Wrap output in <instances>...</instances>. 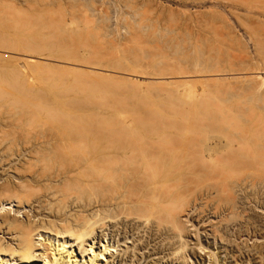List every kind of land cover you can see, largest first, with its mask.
I'll return each mask as SVG.
<instances>
[{
	"label": "bare ground",
	"instance_id": "bare-ground-1",
	"mask_svg": "<svg viewBox=\"0 0 264 264\" xmlns=\"http://www.w3.org/2000/svg\"><path fill=\"white\" fill-rule=\"evenodd\" d=\"M55 6L50 0H0V108L10 111L8 115L6 112L7 116L0 114V264H150L154 260L153 264L160 263L154 257L179 264H264V250L258 241L264 238L253 232L252 226L244 241L254 240L252 247L246 244L249 253L238 256L235 251L224 250L217 244V241L226 242L224 226L234 224L236 221L230 224L231 218L240 219L243 213H240V195L249 199L253 192L257 194V189L264 188L263 179L259 184L260 176L264 175H259L264 172V131H261L264 128H259L261 123L264 125L263 116L258 113L248 117L247 113L243 119L232 118L209 109L205 106L209 101L202 104L206 100L203 96L202 105L197 100L198 103L194 102L191 98L194 86L219 84L223 79L220 78L226 76L224 72L212 71L213 66L210 70L207 66L206 71L198 69L207 60L202 45V48L192 46L193 53L190 52L198 68L183 72V76L181 72L177 77L176 72L157 71L147 75L138 69L130 71L123 68L127 60L122 65L121 60L116 62V54V59H112L107 46L106 51L104 46L96 45L90 35L94 33L88 34L89 30L84 31L80 26L71 28L73 22L68 23L66 10L54 15ZM150 23L145 32L154 30L155 33L154 22ZM169 31L167 34H172L171 37L166 38L163 33L164 38L178 41H174L173 49L180 51V40L184 37H179L185 32H181L182 28ZM16 38L25 42L19 47L24 51L9 44V40ZM258 45L264 52V42ZM132 50L126 51L128 60L134 61L133 65L140 64L145 53L141 56ZM80 52L97 59V64L81 58ZM107 56L120 64L115 68L116 73L99 67L102 60H109ZM248 62L245 64L248 70L244 68L241 72L247 74L252 70ZM115 66L108 65L109 69ZM51 68L75 75L74 78L70 75L73 79L69 88L76 100L71 98L67 104L72 113L52 111V105L44 103L42 90L36 89L31 81L33 74L38 76ZM251 72L242 73L243 77L240 73L233 80L247 83L246 90L250 93L243 91L255 97L256 109L264 110V73ZM134 77L149 81V87H156L169 98L185 97L186 101L182 104L178 101L180 105L174 104L177 107L170 105L174 115L170 112L172 116L161 115L160 110L151 107L153 100L148 99V104L147 97L140 98L144 95L142 92L127 90L134 93L130 97L126 90L120 89L123 85L127 88L128 84L136 86L139 81ZM60 79L58 85L69 80ZM55 81L51 80L53 84ZM69 90L66 91L69 93ZM93 93L99 94L100 99L90 97ZM153 95L150 97L154 98ZM155 97L157 100L162 94ZM125 109H132L134 118L123 117ZM87 112H95L97 117ZM224 198L229 206L222 202ZM260 198L256 201L260 202ZM222 215L225 217L221 218ZM210 216L221 220L213 223ZM235 224L240 234H236V240L229 241L239 244L244 237L241 235L243 223ZM203 236L212 237L214 245H206ZM191 238L196 241L193 243ZM238 244L237 247L241 246ZM253 249L257 250L254 254Z\"/></svg>",
	"mask_w": 264,
	"mask_h": 264
},
{
	"label": "rangeland",
	"instance_id": "rangeland-1",
	"mask_svg": "<svg viewBox=\"0 0 264 264\" xmlns=\"http://www.w3.org/2000/svg\"><path fill=\"white\" fill-rule=\"evenodd\" d=\"M50 1L52 2V4L56 5L55 8H54L55 11L53 10V12H55V13H53L54 15H58V13H60L61 11L65 12V10H66L67 11V17H68L67 18L68 23H70V24L72 22L75 23V24L72 23L71 25L69 24L70 26H73L71 28L78 29L79 26H80V29L83 28L82 30H84V31H85V29L89 30V32L86 31L88 34H90V33H94L95 34V35L94 34H90V35L92 36L94 42H96V45L104 46L106 51H107V47H108V51L107 52L110 53V51H111L112 54H110V56L114 57L112 59H116L115 57L118 56L117 57L118 61L112 60L109 56H107V58L109 59L108 61L105 60L106 59L105 58L104 61L103 60L101 61L102 63L98 62L99 63L98 64L99 67H103V68L105 67V69L107 68V70H105L103 68L101 70H105L107 72H109L110 70H113L116 73L117 70L115 68L117 66L119 67L120 64L124 65L125 64L124 61L126 62V60H127V63H126L127 67L124 65L123 68L125 67L127 70H130V71H133V70L136 71L138 69V72H140V71H141V73L145 72L147 75L155 74V73H157V71L158 72H160V71L166 72L167 71L166 73L173 72V74H175V72H176L175 76L179 77L178 74L180 72H181L180 73L181 76H183L182 75L183 72L186 73V72L193 71V68L195 70V66L197 67V64H195L196 63L195 59L193 60V58H195L193 56L194 54L190 55V52L193 53V51L191 49H194V47H196L198 45L199 46L202 45V47L205 48V49H202V50H203V53H204L203 55L207 59L205 61L206 65L205 64L203 65V64L200 63L199 66H198L200 68H198V67L197 68L202 70V71H206L208 68H209V70L212 69V66H213V68H215V69H212V71H216L217 70V71L224 72L226 74V76L220 78V79H222V78L223 79L221 81L222 83L219 82V84H214V85L209 86V87H206V86H203V85H200V84L194 86L191 89V92H192L191 98L192 99L194 98L195 101L194 100H192V101H194V102L198 101L199 103L198 102L197 103H198V105H200L201 104V100L204 97V98H206V100L203 98L202 101H204V100L205 101L202 102V104H204L205 102L209 101L208 104L205 103L206 104L205 106H207L209 109L212 108L213 111L214 112L216 111V113L218 112L219 115L221 114L220 112H223L222 115H225V116H230L231 115L232 118H234V117L237 118L236 116H238V118L241 119L242 117L245 118L247 116L248 117H254V115H256V114L258 115V113H260L263 116L262 119L264 120V110L256 109V107H257L256 104L257 103L255 101V97L253 95H251V94H248L250 92L246 90V88H248L249 85L247 83L245 84V82L242 83L243 81L242 82H239V81L235 82L233 80V78H238L240 73H241L240 75H242V77H243V74L244 75H249V73L251 71H252L251 74L255 73V72H257V73L259 72L258 73L259 75H263V73H264V56H263L264 52H262L260 50L259 45H258L259 42H264V0H90L89 2H88V0H60V1L59 0H50ZM98 11H99V13H98ZM102 15L104 17H106V18H104ZM95 16H97V17H95ZM108 16H109V18H108ZM133 16H134V18H133ZM107 19L111 20V21H108ZM71 20H72V22H71ZM193 20H194V22H193ZM150 21L154 22L152 24H154L153 26L156 27L155 28V33H154V30L153 31L149 30L148 31L149 33L145 32V31H147L146 27L151 25ZM200 21H202V22H200ZM148 23H149V25H148ZM90 24L91 25H95L96 24V26H92L91 27ZM209 24H210V26H209L210 28L207 27ZM157 27L160 30H158ZM201 27L202 28L204 27L205 29L203 28L204 30H202ZM88 28H91V29H88ZM108 28L109 29L111 28V29L109 30ZM177 28L178 29L182 28L181 32H185L184 34L181 33V36L182 35H184V36H182V37L180 36L179 38L181 39V38L184 37L183 38L184 41L187 42L185 44L183 39L180 40V41H182L181 42L180 51H179V49H178V51H176L177 50L176 48L173 49V47H176V44H175L176 41L175 40L171 41L169 39H166L168 36H169L168 38H170L171 35H172V34H169V35L167 34L168 30H170L169 32L172 33V30L174 31ZM125 29H127V30H125ZM156 29L160 33L158 31H156ZM191 29L194 32H196V34H194V32L192 33ZM206 29H207V31H206ZM208 30H209L210 34H209ZM95 32H97V33H95ZM150 32L151 33L153 32L154 34L157 33V36L156 35L154 36L153 33H152V35H150L151 34ZM186 32H187V34H189V32H191L192 34L190 33L189 36H188L186 34ZM163 33H164V35L166 34L165 35V37L167 36L166 38H164ZM198 33L201 34V35L203 34L202 35L203 37L201 35H199ZM96 34H97V36H96ZM185 34H186V36H185ZM152 36H154V37H152ZM190 36H197L198 38L197 37L194 38V37H190ZM218 36H220L221 39H219ZM96 37H99V38H96ZM156 37H157V39H156ZM204 37L206 38V40H205ZM207 37H208V39H207ZM94 38H96V39H94ZM134 38H136V39H134ZM148 38H150V39H148ZM200 38H202V39H200ZM187 39L188 40L191 39V42H190V40L187 41ZM217 39H219V41H217ZM16 40H17V38H16ZM16 40L15 39L9 40V41H11L9 44L15 45V46H17L19 48L20 46H22L21 42H24V41L23 40L20 41L18 39L17 41L19 43L17 44ZM137 40H139V41H137ZM142 40L143 41L145 40V41L143 42ZM202 40H203V42H202ZM9 41H7V42H9ZM170 41L171 42L175 41L173 43V45H175V46H173ZM205 41H206V43H205ZM195 42L197 44H195ZM24 43H23V46L25 45ZM100 43H102V44H100ZM210 43H212V44H210ZM135 44H137V45H135ZM188 44H189L190 47H188ZM204 44H206L207 46H204ZM109 45H112V46L109 47ZM139 45H141V46H139ZM136 46L137 47H141V48L140 49L136 48ZM192 46H194V47L192 48ZM111 47H113V50H111L112 49ZM187 47L190 48V51L187 49ZM202 47L200 46L199 48H202ZM109 48H110V50H109ZM132 48L137 53H141V56L145 53L144 54L145 56L143 55L142 58H141V60H143V61L140 62V64H138L139 62L137 61L138 63H135V65L137 64L136 66L133 65L134 61L132 62L131 59L128 60L129 57L126 55V51L130 50V49L132 50ZM182 48H184L183 49L184 51H182ZM212 48L214 49L215 52L213 51ZM22 49H20V50H22ZM187 50H188V52L185 54V52ZM23 51H24V49H23ZM123 51H125V54L123 53ZM80 53H82V55H83L82 56L80 54L81 58L85 57L88 61L92 60L91 62H93L94 64H97V62H96L97 59L96 60H95V58H93V59L91 58L90 59V57L88 58L86 56L87 52L86 53L80 52ZM176 53L177 54L180 53V54L177 55ZM181 53L182 54L184 53L183 55L185 56L186 60L183 59V58L181 59V57H183V55ZM2 54H4V53H2ZM114 54H116V56ZM188 57L190 59H188ZM119 60H121V61L124 60V61H123V63H120L121 61H119ZM188 60H190V61H188ZM208 60H210V61L212 60V61L210 62ZM115 61L120 63V64H117ZM105 62H107V63H105ZM111 62L113 63V65L110 64ZM205 62H203V63H205ZM208 62H209V64L207 65ZM247 62L250 63L253 66V67L251 66L252 70H250V72L247 71L248 70V66L245 65V64H247ZM187 63L190 64V65H188ZM52 64H54V63H52ZM55 65L60 66V64H56V63H55ZM108 65L110 66V68H111V66H115V65L116 66L114 68L112 67V69H109ZM173 65H174L175 68L173 67ZM181 65H184V67H181ZM185 65H187L186 66L187 68L185 67ZM1 66H2V63L0 62V67ZM207 66H208V68H207ZM22 67H23V71H25V72L28 71L23 65H22ZM171 67H173V68L171 69ZM202 67L205 68V69L203 70ZM96 68H98V66ZM176 68L178 70H176ZM244 68H247V70H246L248 72L247 74H246V72L244 73V71H245ZM52 69L53 68H51L49 70H44V71H42L43 73L41 72V74H38V76L37 75L35 76L33 74L31 81L36 86V89H41L42 90L43 96H45L44 97V103H46L49 106L50 105H52V106L54 105V107L51 106V108H53V109L50 108L52 111L58 109L59 111L60 110L63 111L62 113H64V112L72 113L73 110L71 108H70L71 110H68L69 108H68L67 104H69L68 102H70L71 98H72L71 100H76L75 99L76 96L74 97V95H72V94L70 95L71 89L69 88L71 86V84H72L71 80L75 77V75L73 76L72 74H68L65 71H63V73L65 72L64 73L65 75H64V74L60 73V72H62V69H57V70L56 69L52 70ZM98 69H100V68H98ZM258 69H259V71H258ZM58 70H60V71H58ZM241 70H244V71L241 72ZM253 70L255 72H253ZM113 71H110V72H113ZM177 71H178V73H177ZM53 73L55 75H57V76H55L56 78L54 77ZM117 73H119V72H117ZM224 73H223V75H224ZM45 74H48L47 76L49 78L47 76H45ZM119 74H121V73H119ZM30 75H31V73H30ZM70 75H72L73 78H72V76L70 78ZM65 76H67V78H65ZM120 76H122V75H120ZM203 76H206V75H203ZM57 77L59 79L61 78L60 80H63V79L68 80V78H69V80L68 81L65 80L66 81L65 83H64V80L60 81V83L62 82V84H60L61 85L60 86V85H58L59 84V79ZM123 77L127 78V76H125V75ZM133 79L139 81L136 86L132 87L130 85V87H131L130 88L129 84H128L127 88H125L126 85H123L122 87H120V89L126 90L127 93H129L128 91L132 92L134 89L135 90L133 92H135V93L142 92L144 95H143V97L141 96L140 98L146 100V97H147V100H146L147 102H148V99H150L149 102L151 100H153L152 102H150L152 104H150L149 102H148V104H150L151 107L155 111L160 110L161 112L160 111H158V112H159V114L161 113V115L163 114V115H166V116H172L170 114H173L174 112H170L171 111V106L174 105V104H179L178 101H181V104H182V102H184L185 97L183 99L178 97V99L180 98L179 100L175 99L174 97H170L171 98L170 99L169 97H167V95L162 93V91H158L159 89H156V87H154V88L153 87H149V85H148L149 81H146V80H144L142 78H137V77H134ZM51 80L53 82L55 80L56 81L53 84V82H51ZM226 81H229V83L228 82L225 83ZM56 86H58L57 89H55ZM241 86H242V88H240ZM216 87H217V89H216ZM150 88H152L153 93H152V90ZM162 88L164 90L168 89V87H165V88L162 87ZM223 88H225V89H223ZM228 88H229V90H228ZM58 89H60L61 91L58 90ZM136 89L139 92H137ZM180 89H179L180 90L179 92H182L183 88H180ZM64 90L65 91L69 90V93L67 91L65 92ZM140 90H142V91H140ZM156 90L158 91V94H159V92H161V94H162V97L157 98V100L154 99V98H156L155 95L158 97L161 94L158 95L156 93ZM206 90H208L210 93L208 91H206ZM240 90H241V92H240ZM243 90H246L248 93H246ZM193 91H195V92H193ZM44 92H45L46 95H44ZM206 92L209 93V94H207ZM222 92H224V93H222ZM127 93H126V95H128ZM142 93H140V94H142ZM67 94L70 95V96H68ZM133 94L134 93H129V96L131 97V95H133ZM152 94H154L153 95L154 98L150 97ZM211 94H213V95H211ZM93 95L96 96V97H94ZM93 95L92 96L90 95V97H92L95 100H99L100 99V95L99 94L93 93ZM126 95H125V97H126ZM235 95H236V97H235ZM43 96H42V98H43ZM129 96L127 98H129ZM201 96H203V97H201ZM215 96H216V98H215ZM209 97H211V98H209ZM212 97H213V99H212ZM227 97L230 98V99H228ZM168 98H169V100H168ZM172 98L175 99L176 102ZM210 99H212V100H210ZM167 100H168V102L170 101L171 103L170 102L169 103L165 102ZM214 100H215V102H214ZM243 100H244V102H243ZM172 101L175 102V103H173ZM185 101H186V99H185ZM249 101L250 102L252 101L251 104L249 103ZM209 103H212L214 105L209 104ZM153 104H154V106H153ZM155 105L159 109H157V108L155 109L154 108ZM168 105L169 106L171 105V106L169 107ZM179 105H176V106L174 105V107H177ZM208 105H210V107ZM49 106H47V107H49ZM55 107H57V108H55ZM174 107H172V110H173ZM168 108H170V109H168ZM7 109L8 108H6V107H5V109H4V107H2V109L0 110V114L2 113L3 114L2 116H5L6 112H7V115H8L9 114L8 113L9 110H7ZM166 109L169 110L168 114L166 112ZM255 109H256V111H255ZM125 110H123L124 113L122 112L123 114H125V115H122L123 117L134 118L133 115L135 113H134V111L132 109L131 110L127 109L126 111H128V112H126ZM237 111H239V112H237ZM260 111H262V113ZM3 112H5V114ZM89 112H87L86 114L87 115L90 114V115H93V116L97 117V115H95V112H93V113L92 112L89 113ZM169 112H170V114H169ZM244 113H246V114H244ZM247 113H248V115H247ZM260 114H259V117H260ZM244 115H247V116H244ZM259 128L260 129L264 128V125L261 123L259 125ZM261 131H264V129H261ZM262 133H264V132H262ZM261 173H264L263 170L260 172L259 175H263ZM260 177H262V178H260V180H259L260 183L259 184H262L261 181L264 180V175L260 176ZM261 179H263V180H261ZM261 189L264 190V188H261ZM261 189L260 188L257 189L258 191H255V193L256 192H257V194L261 193V195H262L264 192ZM253 194H254V192L251 195H249V199H248V197H247V199H244V196L240 195V197H242V198H240L241 200L239 199V201H241L239 203H240V205H242L241 206L242 209H240V213L241 212L245 213V215L243 213L240 214L241 215L240 219L243 216L242 218L245 219V220L242 221V219L240 220L239 218H236V217H234V218H236L235 220L233 218H231V220H234L233 222L230 220V224L234 223L235 221L243 223L242 224V230H241L242 233H241V235L243 236V234H244V237H243L244 239L242 238L241 241L239 242V244L235 243V242H233L235 245L233 243H230V241H234L235 237L237 236L236 235L237 233L240 234V230H238L239 227H236V224H235L236 222H235L234 223L235 225L231 224L229 226H224V227H226V229L224 228V230H223L224 231L223 232L224 235H227V236H225L226 237V242H228L229 240L230 241L228 243H226V242L224 243V241L222 243H221V241H217V244L219 245V247H222L224 250L235 251V254L236 255L238 254V256H240V254L242 252H244L243 254L249 253L248 251H250V250H247L246 244L248 246H250V247H252L253 244H254V240L253 239L251 240L252 242L249 241L247 243L246 242L244 243L245 239H247L245 235L246 234L248 235L250 233V232L247 233V230H249L251 228V226H252L253 232H256V234L259 237L264 238V194L262 195V197L259 194L258 195L257 194L253 195ZM252 195L254 197L253 198L254 201H253V199H251ZM256 196H257V198L259 196L261 197V198L259 197L260 198V202L256 201V200H259V198L256 199ZM225 198L228 200L227 196ZM225 198L223 199L222 202L225 205H228L229 202ZM242 199H244L245 201H243ZM224 200H226V201H224ZM249 201L251 203L252 202L253 203L251 204ZM224 204H222V205H224ZM225 205L223 207L224 208H226V207L228 208L229 205L228 206H225ZM210 217H211V220L213 221V223H215V222H218L219 220H221V218H224L225 216L223 217V215H222V216H220L221 218L220 217H217V218L213 217L212 218V216H210ZM20 219H22V217ZM249 221L252 222V223L250 222L252 224L250 226H249V224H250ZM254 226H255V228H254ZM249 231H252V230H249ZM205 238L206 237L203 236L204 242L207 240L206 241L207 244L206 243L205 244L212 247L214 245V239L212 237L211 238H206V239ZM191 239H190V241H193V243H194V241H196L195 238L192 239V240ZM258 241L261 242V244L260 243H258V244H260L261 248L264 250V247H262V246H264V239L260 240V238H259ZM208 242H209V244H208ZM242 243L245 244V246ZM236 244L241 245L243 247L238 246L239 247L238 248L236 246ZM261 248H260L259 251H263V250H261ZM256 251L257 250L254 251V249H253V254ZM262 256H264V251H263ZM154 258L157 259L156 262H158V261L160 262L158 264H169V263L170 264H179V262H171L170 260H167V259L166 260L165 259L162 260V259H159V257H154ZM154 262H155V260H154ZM154 262L151 261L150 264H153Z\"/></svg>",
	"mask_w": 264,
	"mask_h": 264
}]
</instances>
